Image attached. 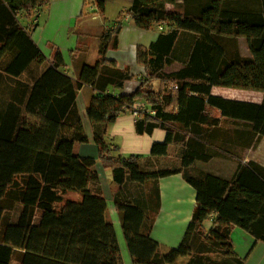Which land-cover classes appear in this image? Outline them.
Here are the masks:
<instances>
[{
    "label": "trees",
    "instance_id": "trees-1",
    "mask_svg": "<svg viewBox=\"0 0 264 264\" xmlns=\"http://www.w3.org/2000/svg\"><path fill=\"white\" fill-rule=\"evenodd\" d=\"M50 1L0 0V68L19 77L33 62L46 64L32 88L19 83L10 93L0 92L7 99L0 100V264H124L115 228L106 219L96 160L75 153L77 144L89 142L76 104L78 90L87 85L96 94L87 116L99 160L119 186L115 206L133 264H240L231 238L234 228L264 242L263 167L241 165L230 180L206 176L197 184L189 179L197 188L198 208L217 220L207 231L196 211L182 243L163 252L150 234L154 215L148 216L129 185L156 183L173 172H149L139 158L117 155L120 148L107 143L106 133L123 112L133 113L137 101H145L155 115L140 112L136 132L167 133L163 143L153 145L151 156L166 155L173 143L183 145V166L190 167L195 160L211 159L212 145L222 138L230 146L219 149L232 153L233 135L218 128V121L210 123L207 107L247 129L248 147L257 145L264 139V99L261 104L230 101L212 96L211 89L264 95V0H133L129 13L134 19L154 15L151 23L164 24L167 31L148 48H137L143 78L132 95L119 97L107 94V88L122 85L128 75L104 54L117 48L122 24L102 33L100 59L70 76L62 70V54L56 52L48 65L17 19L19 12ZM95 4L104 14L106 2ZM239 38L247 39L252 58L240 55ZM176 62L182 68L166 73ZM157 80L159 92L151 84ZM151 194L153 205L156 187Z\"/></svg>",
    "mask_w": 264,
    "mask_h": 264
},
{
    "label": "crops",
    "instance_id": "crops-1",
    "mask_svg": "<svg viewBox=\"0 0 264 264\" xmlns=\"http://www.w3.org/2000/svg\"><path fill=\"white\" fill-rule=\"evenodd\" d=\"M104 1L106 2L104 14L99 12L95 0H51L47 6L38 7L29 13L19 12L17 19L46 56L48 65L54 61L56 52L62 54L65 63L62 70L70 76H76L78 69L83 64H93L100 59L102 33L110 31L118 23H121L122 30L118 37L117 48L109 47L104 56L107 60L115 61L118 69L128 75V79L120 86H109L106 93L114 97L132 95L140 85L144 72V68L137 63V48L139 46L148 48L157 41L162 32L167 31V26L151 23L150 19L154 15L138 20L134 19L129 13L133 0ZM106 15L109 18H106ZM92 39H94L91 43L93 47L87 45L85 50L80 48ZM238 48L242 57L252 58L246 38L238 39ZM71 52L73 53L71 54ZM9 59V57L4 58L1 62L2 66H5ZM182 66L181 63L176 62L167 67L165 72H177ZM45 69L46 64L40 65L33 62L19 77H13L1 67L0 92L10 93L19 83L32 88ZM151 84L155 91L159 92L161 82L157 80ZM253 93L257 95L256 99L249 97ZM211 95L225 100L254 104H261L264 99V95L260 92L224 87H213ZM93 96L96 94L89 85L83 86L77 93L76 104L89 142L77 144L75 153L80 157L96 160L95 170L98 173L100 187L107 202L106 219L115 228L123 263L133 264L123 233L121 216L115 206V197L119 186L114 182L112 171L104 169L99 160L98 148L94 142L95 131L87 116V105ZM0 100L3 102L7 99L0 96ZM138 107L149 109L150 105L145 101H137L134 109ZM206 112L211 124L214 123V120L218 121V128L223 127L226 130L225 134L230 132L233 135V152L220 150L219 148L230 145L227 144L226 139H219L215 142V146L211 144L215 149L211 159L208 161L195 160L190 167L183 166L185 154L183 145L173 143L168 147L166 155L151 156L153 145L163 143L167 133L163 129H155L152 134L139 135L135 126L137 118L129 110L123 112L115 123L107 127L106 141L110 146L120 148L117 155L125 158H139L145 170L149 172H173L170 176L160 178L156 183L150 181L145 185H129L130 189L138 195L139 205H144L146 208L148 216L154 215L150 234L160 244L163 252L175 249L182 243L196 211H198L199 219L203 220L207 231L217 220L216 214H208L205 210L198 208L197 188L189 182V179L194 180L197 184H201L206 176L230 180L241 168V165L248 167L251 162L264 168L262 153L264 152V139H261L257 145L248 147L243 138L247 129L242 128L236 121H234L235 124L230 122L234 125L227 123L228 119L223 117L218 109L207 107ZM254 146L259 147L258 152ZM194 155H198V153H194ZM153 187L158 190V201L154 202V205H158L157 211L155 207L154 211L151 210L154 199L151 194ZM231 238L236 260L240 264H264V242L257 241L253 236L237 227L233 229ZM188 260L189 258H182L180 261L187 262ZM227 263L230 264V262ZM231 263L237 264L235 261H231Z\"/></svg>",
    "mask_w": 264,
    "mask_h": 264
},
{
    "label": "rangeland",
    "instance_id": "rangeland-1",
    "mask_svg": "<svg viewBox=\"0 0 264 264\" xmlns=\"http://www.w3.org/2000/svg\"><path fill=\"white\" fill-rule=\"evenodd\" d=\"M179 3V2H178ZM168 10H173V7L172 6H168ZM110 15V14H109ZM106 18H109V16L108 15H106ZM109 20V19H108ZM94 41V39H92V40H90L89 42H88V44H85V46L84 47H80L81 49H86L87 48V45H89L90 47H93L92 45H91V43ZM257 95L256 94H252L251 96H249V97H251V98H253V99H256L257 97H256ZM255 147V149H256V151L258 152V149H259V147L258 146H254ZM258 147V148H257ZM261 148V147H260ZM264 149V148H263ZM263 153V156H264V152H262ZM241 155H242V153H241ZM263 158V157H262ZM264 159V158H263ZM264 161V160H263ZM151 210L152 211H154V202H153V205H151Z\"/></svg>",
    "mask_w": 264,
    "mask_h": 264
},
{
    "label": "built area",
    "instance_id": "built-area-1",
    "mask_svg": "<svg viewBox=\"0 0 264 264\" xmlns=\"http://www.w3.org/2000/svg\"><path fill=\"white\" fill-rule=\"evenodd\" d=\"M144 70V69H143ZM147 109L145 107H139L138 109H136L135 112L132 113V115L134 117H138V115L140 114V112H144L146 111ZM147 112L150 114V115H155V112L154 111H151V110H147Z\"/></svg>",
    "mask_w": 264,
    "mask_h": 264
}]
</instances>
